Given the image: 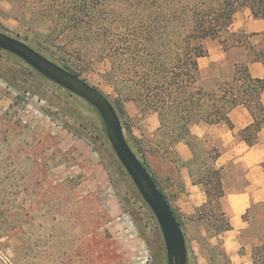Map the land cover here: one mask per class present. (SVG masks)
<instances>
[{"label":"rangeland","instance_id":"1","mask_svg":"<svg viewBox=\"0 0 264 264\" xmlns=\"http://www.w3.org/2000/svg\"><path fill=\"white\" fill-rule=\"evenodd\" d=\"M30 5L33 0H0V30L53 57L34 41L50 33L52 19ZM245 11H237L236 18H249ZM245 36L252 46L264 45V32ZM92 61L82 77L113 104L121 102L129 144L173 204V194L185 190L180 177L185 161L176 143L159 130L154 110L128 100L111 84L107 60ZM233 63L230 58L213 63V76L204 83L230 78ZM215 207L202 206L193 214L176 209L190 264H231L214 238L212 224L222 213ZM210 210L216 217L206 219ZM0 264H168L158 220L117 157L97 109L3 49Z\"/></svg>","mask_w":264,"mask_h":264},{"label":"trees","instance_id":"2","mask_svg":"<svg viewBox=\"0 0 264 264\" xmlns=\"http://www.w3.org/2000/svg\"><path fill=\"white\" fill-rule=\"evenodd\" d=\"M30 6L42 9L53 22L49 34L34 40L41 48L79 76L92 60H107L111 84L128 100L154 110L159 130L173 143L188 137L192 124L224 122L233 127L229 112L239 105L249 109L254 121L237 138L248 145L258 142L264 127V76L254 77L249 62L264 64V45H250L246 33L231 31V25L243 8L264 19V0H33ZM213 39L225 50L246 46L247 61L236 63L230 78L205 85L199 59L209 54L207 42ZM114 106L124 112L120 101ZM217 155L215 150L211 158ZM192 174L207 194L205 207L212 197L223 195L217 170ZM210 212L206 219L215 216ZM212 226L217 235L231 228L223 212ZM252 259L264 264V241L254 247Z\"/></svg>","mask_w":264,"mask_h":264},{"label":"crops","instance_id":"3","mask_svg":"<svg viewBox=\"0 0 264 264\" xmlns=\"http://www.w3.org/2000/svg\"><path fill=\"white\" fill-rule=\"evenodd\" d=\"M245 12L251 16L237 19V13L231 31L263 33L264 19L255 18L248 8ZM207 48L209 54L199 59L203 83L208 76H213L210 74L213 63L227 58L233 59V65L247 61L246 46H233L225 50L218 39H213L207 42ZM231 71L229 77L233 74L234 66ZM249 71L254 77H263L264 64L249 62ZM262 101L264 104V92ZM229 117L233 127L224 122L192 124L188 137L176 142V150L185 161L180 176L183 177L185 190L179 197L173 194V204L169 202L175 210L193 214L207 204L208 197L192 173H202L209 168L217 170L223 195L212 199L208 206L215 209L217 205L229 220L231 228L214 238L222 242L231 264H253V249L264 241V127L259 132L258 142L248 145L236 134L253 123L249 109L243 105L236 106L229 112ZM215 150L219 151V155L211 158Z\"/></svg>","mask_w":264,"mask_h":264},{"label":"water","instance_id":"4","mask_svg":"<svg viewBox=\"0 0 264 264\" xmlns=\"http://www.w3.org/2000/svg\"><path fill=\"white\" fill-rule=\"evenodd\" d=\"M0 49L15 54L40 74L97 109L117 157L158 220L166 245L168 264H190L183 227L153 175L129 144L121 117L109 97L87 79L46 56L30 43L1 30Z\"/></svg>","mask_w":264,"mask_h":264}]
</instances>
